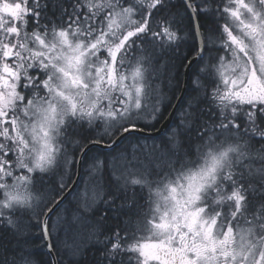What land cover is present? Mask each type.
<instances>
[{
  "label": "snow or ice",
  "instance_id": "snow-or-ice-1",
  "mask_svg": "<svg viewBox=\"0 0 264 264\" xmlns=\"http://www.w3.org/2000/svg\"><path fill=\"white\" fill-rule=\"evenodd\" d=\"M0 264H264V0H0Z\"/></svg>",
  "mask_w": 264,
  "mask_h": 264
},
{
  "label": "trees",
  "instance_id": "trees-1",
  "mask_svg": "<svg viewBox=\"0 0 264 264\" xmlns=\"http://www.w3.org/2000/svg\"><path fill=\"white\" fill-rule=\"evenodd\" d=\"M190 45H191V41L190 40L185 45H182V49H181L182 53H188V50H189ZM181 71L183 72V70H181ZM167 72H168V70L166 68H161L160 69L158 83L160 84L161 90L164 93L170 94V87H169V84H168ZM183 79H184V77L181 76V82H183ZM179 94H180V92L177 91L176 96L178 97ZM175 101L176 100H173L172 103L174 104ZM170 110H171V108H169L167 110V112L165 113L166 116L168 115V113L170 112ZM175 121H176V115L174 117V120L172 122V125L175 123ZM159 124L160 123H158L156 125V128L159 126ZM168 132H169V129L167 130V132L165 134H163L161 136H158V137H146V138L148 139L149 143H151L150 141L159 143L161 140H163L166 137V135L168 134ZM133 135H135V134H133ZM94 151H105V150H102V149H94ZM108 179H109V177L107 176V174H105V183L107 182ZM83 186H84V184L79 185L77 191L80 190ZM89 186H94L95 187L96 185L94 183H90ZM95 194H96V197L91 202H96V212H97V215H99L102 212H107L106 224H107L108 227H111L112 225H114L118 221L119 217H118V215H116L113 212V210L111 208H106L103 205V203L100 202V198H101V196H102L103 193H102L101 189L99 187H97V186H96ZM91 219L94 220L95 217H92ZM86 233H87V228L83 229L81 231V234L79 236H77L76 239L78 241L80 239H87V234ZM36 243L38 244V242H36ZM32 250L34 252L37 251V248H36V245L35 244L32 245ZM94 251H95L94 248H90L88 250V255L86 256V260L91 261V260H93L95 258Z\"/></svg>",
  "mask_w": 264,
  "mask_h": 264
},
{
  "label": "water",
  "instance_id": "water-1",
  "mask_svg": "<svg viewBox=\"0 0 264 264\" xmlns=\"http://www.w3.org/2000/svg\"><path fill=\"white\" fill-rule=\"evenodd\" d=\"M180 96H181V93L179 94V96L177 97V99L173 105H178L181 103V101L179 99ZM172 112H173V109L171 108L169 113H172ZM174 117H175V115H172L171 119L162 120L160 122L159 126L155 130L151 131L150 133H146V137H158V136L163 135L170 128ZM102 150H105V149H102Z\"/></svg>",
  "mask_w": 264,
  "mask_h": 264
},
{
  "label": "rangeland",
  "instance_id": "rangeland-1",
  "mask_svg": "<svg viewBox=\"0 0 264 264\" xmlns=\"http://www.w3.org/2000/svg\"><path fill=\"white\" fill-rule=\"evenodd\" d=\"M150 142L152 143L153 141H150ZM89 184H84V186L80 190H78V193L81 196H84L86 199H88L91 202L96 197V194H95L96 186L95 187L89 186Z\"/></svg>",
  "mask_w": 264,
  "mask_h": 264
}]
</instances>
